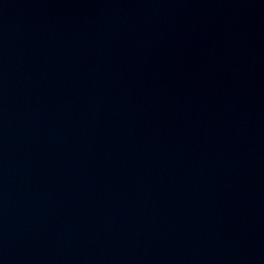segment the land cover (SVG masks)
Here are the masks:
<instances>
[{
  "label": "water",
  "instance_id": "95a60500",
  "mask_svg": "<svg viewBox=\"0 0 264 264\" xmlns=\"http://www.w3.org/2000/svg\"><path fill=\"white\" fill-rule=\"evenodd\" d=\"M0 264H264V0H0Z\"/></svg>",
  "mask_w": 264,
  "mask_h": 264
}]
</instances>
